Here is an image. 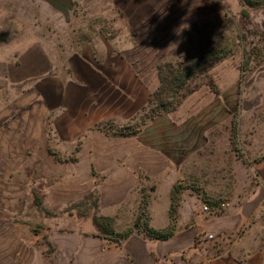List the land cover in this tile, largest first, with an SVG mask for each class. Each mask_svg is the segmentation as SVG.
I'll return each instance as SVG.
<instances>
[{"label": "rangeland", "instance_id": "obj_1", "mask_svg": "<svg viewBox=\"0 0 264 264\" xmlns=\"http://www.w3.org/2000/svg\"><path fill=\"white\" fill-rule=\"evenodd\" d=\"M256 2L0 0V87L18 88L0 93V107L7 113L8 98L20 97L10 118L25 133L28 160L40 166L39 176L25 175V191L42 204L26 205L28 233H0V264L57 262L63 253L51 234L71 236L55 232L93 220L113 231L106 213L119 202L145 228L150 197L171 186L185 213L254 192L264 198V1ZM207 53L227 57L205 65L182 89L183 101L160 112L152 99L159 67ZM28 86L41 90L39 143L27 139L31 104L20 88ZM10 118L0 119V130ZM7 234L24 247L8 249ZM126 234L134 233L103 236Z\"/></svg>", "mask_w": 264, "mask_h": 264}, {"label": "crops", "instance_id": "obj_2", "mask_svg": "<svg viewBox=\"0 0 264 264\" xmlns=\"http://www.w3.org/2000/svg\"><path fill=\"white\" fill-rule=\"evenodd\" d=\"M59 11L62 12L60 9ZM98 46L101 47L100 50L103 49L101 44ZM88 68L94 72L91 67ZM61 75L59 74L60 77ZM62 76L67 77V75ZM5 77L4 74L0 75V78ZM26 88H28L27 91H25ZM17 89V87L1 86L0 93ZM20 89L21 98L25 100V94H27L28 104H31L28 118L31 119L33 129L31 133H28V142L39 143L41 139V90L34 86ZM18 98H20L18 95L8 98L7 113H5V108L0 107V119L4 120L12 116L11 104L18 103L15 101ZM24 115L20 118H25L26 115ZM35 116L37 122H35ZM5 139L13 142V149L5 147L3 144ZM25 140L26 136L19 129L18 119L10 118L7 129L0 130V142L2 143L0 149V233H28L25 228V220L28 218L26 205L37 200L38 209L36 210L40 211L42 206L39 199H35L34 192H32L33 199H30L25 191V175H40V166L33 164V159L30 161L26 156ZM32 154H36L37 158L40 157V152L33 150ZM10 158H14L12 162ZM29 162H32V166ZM12 174L16 177H10ZM9 178L12 180L10 181ZM35 188L36 186L32 189ZM173 189L174 186L168 190L163 189L166 190L164 194H161L162 189L156 190L147 205L148 226L157 231L172 228L173 235L169 239L155 240L145 234H138L145 232L134 231V234L127 239L116 241L105 238L103 233L109 232L105 231V227H99L94 220L93 224L86 223L84 227L70 222L71 230L55 233L76 234L71 236L51 234L49 236V240L63 253L57 262L49 261V264H264V240L259 235V233H264V198L259 197L258 192L252 193L244 202L231 201V207L225 212L209 214L201 210L199 213H194L189 205V212L185 213L182 206L177 209L178 211L172 218ZM257 189L261 190V188ZM123 206L121 202L116 203L111 213H106V216H110L115 221L112 233H124L134 225L133 216L129 218L123 215ZM141 206L140 201L137 207ZM37 214V218L40 219L39 213ZM52 226V224L47 225V229ZM205 234H213L215 238L203 242L198 241ZM3 243L8 249H14V252L24 247L21 240H18L16 236L10 237L8 234ZM34 252L35 254L37 252L35 248ZM3 264L37 263L36 261L33 263L7 261Z\"/></svg>", "mask_w": 264, "mask_h": 264}, {"label": "trees", "instance_id": "obj_3", "mask_svg": "<svg viewBox=\"0 0 264 264\" xmlns=\"http://www.w3.org/2000/svg\"><path fill=\"white\" fill-rule=\"evenodd\" d=\"M264 1V0H262ZM243 4L250 8H256L258 7V4L256 0H243ZM64 9V8H63ZM227 55H223L221 57H212L211 54L207 53L200 55L199 59H195L189 62H186L185 64H180L178 68H175L172 65L166 64L163 67H159V79H160V85L156 92L152 95V99L158 103H160V112H170L174 110L185 98V95H182L181 91L186 86L187 82L193 78L199 71L202 70V68L209 64L210 62H220L223 59H225ZM174 88L179 89L175 91V93H172L174 91ZM172 93V97H169V95ZM165 98H168L170 101L169 103H165ZM178 188L174 187L173 189V204L171 209V217L173 218L177 212V195H178ZM95 223L101 227V224L99 223V220H95ZM144 229V230H143ZM106 232L112 233V231ZM134 231H144L147 237L155 240H167L170 237H172V228H169L164 231H157L149 226L147 227H141L138 220L134 223V225L127 230L124 233H133ZM130 236V234L124 235V237L127 239Z\"/></svg>", "mask_w": 264, "mask_h": 264}, {"label": "built area", "instance_id": "obj_4", "mask_svg": "<svg viewBox=\"0 0 264 264\" xmlns=\"http://www.w3.org/2000/svg\"><path fill=\"white\" fill-rule=\"evenodd\" d=\"M231 207V202L224 200L222 202H220L219 204H217L216 206H208L205 205L203 207V212L205 213H214V212H225L226 210H228ZM215 237L213 234H205L203 237H200L198 239V241L203 242V241H208V240H213Z\"/></svg>", "mask_w": 264, "mask_h": 264}]
</instances>
